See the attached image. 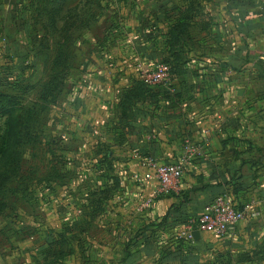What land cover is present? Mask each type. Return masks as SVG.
Listing matches in <instances>:
<instances>
[{
  "label": "rangeland",
  "instance_id": "obj_1",
  "mask_svg": "<svg viewBox=\"0 0 264 264\" xmlns=\"http://www.w3.org/2000/svg\"><path fill=\"white\" fill-rule=\"evenodd\" d=\"M13 1L0 0V90L19 98L28 132L26 143L17 148L10 161L2 157L4 150L0 148V169L9 178V208L0 215V264H44L50 260L44 257L53 238L63 243L62 264H120L123 244L141 228L138 219L144 209L138 199H129L126 194L127 183L134 184V179L122 172L128 166L125 163L134 158L125 162L123 159L125 124L120 122L118 104L124 88L134 78L147 82L160 67H170L164 62L168 52H163L159 31L165 15L160 6H177L187 16L190 26L185 50H191L184 57L188 61L185 67L201 63L197 65V78L209 77L208 71L199 67L210 60L209 53L217 54L216 60L232 59L238 64L250 57L242 52L231 58L235 38H231L224 25L219 35L222 42L216 41L210 47L217 39L212 38L217 34L213 17L219 12V5L221 10L223 1L69 0L65 9L76 6L72 12L76 14L67 20L71 26H64L63 12L55 16L56 28L50 25V16L45 13L35 19L34 0H23L18 15L15 9V13L11 12ZM227 2L236 3L238 23L230 22V26L240 32L241 39L237 40L243 46L253 44L245 19L251 16L250 7L256 4L255 27L258 32L264 30V5L258 6L264 0ZM140 13L148 26L140 19ZM124 15L131 18L127 25ZM203 31L207 33L205 38ZM262 38L264 33L255 36V41L261 44ZM251 58H257V63L264 66V54H252ZM240 74L249 75L245 69ZM251 76L256 86L253 108L257 111L260 133H249L240 142L239 137H231L230 150L251 160L250 164H257L253 174L260 183L264 179V71L260 69ZM249 105L244 103L246 108ZM1 136H6L2 117ZM105 150L115 154V174L120 180L115 187L108 174L104 175L108 168L102 163ZM110 160L107 158V163ZM101 190L108 192L102 194ZM86 198L103 209L91 224L86 223L90 216L85 223L80 222L84 219L81 207ZM249 204L259 215L239 222L236 229L224 236L206 238L200 247L184 253L194 257L192 262L216 259L226 263L228 259L220 255L226 256L223 247L231 243L236 252L231 264H264V256H254L250 261L245 257V251L249 255L255 253L256 239H264V205L260 211L256 203L246 200L243 206ZM242 227L250 231L249 240L239 235ZM86 228L88 231L84 232ZM185 228L173 233L176 245L192 246L190 240L182 238ZM172 232L160 235L163 241L158 258L169 251ZM234 232L238 235L233 239ZM86 234L89 237L82 243Z\"/></svg>",
  "mask_w": 264,
  "mask_h": 264
},
{
  "label": "crops",
  "instance_id": "obj_2",
  "mask_svg": "<svg viewBox=\"0 0 264 264\" xmlns=\"http://www.w3.org/2000/svg\"><path fill=\"white\" fill-rule=\"evenodd\" d=\"M22 1L15 0L10 4L12 13L16 12L18 15L16 7L20 6ZM218 1L221 3L223 1V4L221 10L219 5V12L215 14V18L213 17L217 34L212 35V38L217 37V39H213L210 47L216 41L222 42L219 35L221 25H224L231 32V38H235L233 41L235 52L231 58L237 54L241 55L242 52L250 58L238 64L231 61L232 59L229 61L216 60L217 54L209 53L210 56L207 57L210 60L199 66L208 71L209 77L206 79L197 78V65L201 63L195 62L191 66H181L185 72L188 69L187 72L191 76L184 72L173 80L172 91L175 97L170 101H160L159 104L157 100L156 105L147 101L145 105L148 109L144 107L146 110H141L136 120L125 124L123 135L126 137V151L123 159L125 162L134 158L125 163L128 165L125 170L128 171L122 172L124 176L129 173V176L134 179V184L127 183L129 188H126V194L129 199L134 197L138 199L141 202V209H144L141 218L138 219L140 223L138 225H141V228L134 232L127 244H123L124 250H131L130 252L133 253L129 259L132 264H148V261L151 264H182L185 260L186 264L207 263L210 260L200 262L201 259H197L192 262L194 257H189L184 251L197 249L206 238L216 236L201 233L200 238L194 239V242L191 241L192 246H184L180 243L176 245L177 241L173 233L177 232L180 227L192 226L200 217L204 205L220 195H229L241 206L249 200L251 203H256L260 211L264 205V179L257 183L253 174L257 170V164H250L251 160L243 158L235 150H230L231 137H239L240 142L245 141L249 133L255 136L260 133L256 125L257 111L253 108V98L255 99L256 96L253 89L256 91V86L251 75L260 69L264 71V66L257 63V58L251 57L252 54H264V39H261V44L255 41V36L262 35L264 30L258 32L255 27L258 24V12L253 14L258 8L255 4L254 7H250L251 16L245 19L249 23L246 32L254 43L241 45L237 40L241 39L238 35L240 32L230 26V22L238 23L236 3L228 4L227 0ZM261 5L264 4L260 3L258 6L261 7ZM205 35H207L206 32L204 38ZM205 42L207 43V39L204 40ZM243 69L248 71L249 75L245 77L242 74L238 75ZM246 102L250 103L248 108L244 106ZM186 142L199 145L204 155L194 158L188 164L180 184L170 193L156 192L158 183L155 179L143 182L135 180L133 175H143L150 159L161 162L179 161L181 158L179 154L182 156ZM118 160H120L119 157ZM113 161L115 168L117 164L115 156H113ZM120 177L123 179L121 175ZM125 178L129 182L130 179ZM237 224L230 227L229 231L236 229ZM170 230L173 231L170 233L173 239L168 252L172 254L166 256L167 252L158 258L159 245L163 241L160 235L164 232L169 233ZM248 233L250 231L242 227L239 235L249 240ZM237 235L238 233L234 232L231 238L234 239ZM253 239L255 241L256 238ZM259 245H264L263 237L256 239L254 250ZM223 249L226 252V256L220 255L223 258H227V253L235 252L231 243L229 246L225 244ZM174 256L176 259L173 258Z\"/></svg>",
  "mask_w": 264,
  "mask_h": 264
},
{
  "label": "trees",
  "instance_id": "obj_3",
  "mask_svg": "<svg viewBox=\"0 0 264 264\" xmlns=\"http://www.w3.org/2000/svg\"><path fill=\"white\" fill-rule=\"evenodd\" d=\"M69 0H34L35 5V11L37 13L36 17H42L43 14H47L50 16V25L54 28H56L57 20L55 18L56 14H60L65 12L66 20L64 21V26H71L69 24L71 16L75 15L76 13H72L74 9L76 8H68L65 9L67 6V3ZM31 5V3H30ZM21 5L16 7V10L20 9ZM153 8H156L157 5H152ZM160 8L164 9V17L163 20V28H161L160 35L162 38V48L163 52H168V57H165L164 59L168 65H170V79L171 82L169 85L165 84H156L151 85L144 80H140L138 78L133 79V83L130 86H127L124 88V91L120 97L118 109L120 112V122L124 124H128L134 120L138 116H140L139 112L144 109V111L147 108L145 103L148 101V103H152L156 105L160 103V101H170L175 97V93L172 91L174 88L173 80L175 78H178L182 73L185 72V70L181 69V66L186 65V60H184L185 55L191 50H185L186 45V36L189 32V22L187 16L184 15V12L180 9L177 10V6H170L169 8L165 5H161ZM65 10V11H64ZM20 12H23L22 10ZM140 19L143 20L144 23L147 24V19L145 16H141V13L139 14ZM138 16V17H139ZM123 20L126 21L124 25H127L128 22L131 20L129 16L124 15ZM154 37L153 39H155ZM156 42V41H155ZM146 109H145V108ZM158 107V105L156 106ZM21 101L16 95L9 94L7 92L0 90V117L4 119L5 126H6V136L0 137V148L4 150V154L2 157L6 158L7 160H11L14 158V154L17 150V148L21 145H24L26 143V134L28 132V128L26 127L27 122L26 118L21 113ZM114 152L110 150H105L103 161L102 163L108 166L106 168L104 174L113 182L114 187L120 184L119 177L115 174V168H114V162L111 158H113ZM105 157V158H104ZM107 158L109 163H107ZM9 178L7 175H5L2 170L0 169V215H2L8 208H9V186H8ZM102 194H106L108 190H101L99 191ZM92 196V194H90ZM87 199V204L84 203L81 207V213L84 217L83 220L80 222L85 223L86 217L90 216L91 220H88L86 223L91 224L93 220L100 214V212L103 211L102 208L99 206L96 207V203L94 200ZM99 200V199H98ZM102 201V200H100ZM211 202V201H210ZM208 202V203H210ZM206 203V204H208ZM205 204V205H206ZM204 205V206H205ZM204 208V207H203ZM100 211V212H99ZM105 213V212H104ZM193 227L196 228V224H193ZM84 230V232H87ZM87 237H89L88 234H86L84 239H81L82 243L86 242ZM195 240H193L194 242ZM89 243V242H88ZM56 244V245H54ZM63 243L59 241L58 239L53 238V240L49 243L46 256L44 258L49 259L48 262L44 264H62L63 262ZM181 248V246H180ZM61 251H57V250ZM87 249V248H86ZM131 250L123 249L124 256L120 260V264H132L129 262L130 257L133 256V253L130 252ZM246 254H248L247 259L253 260L254 256H264V245H259L256 247V251L254 254L249 255L250 252L245 251ZM172 252H168L166 256H170ZM180 254V253H177ZM236 252H229L227 253V262L221 263L219 260H213L208 261L204 264H231L232 258ZM165 256V257H166ZM180 256V255H179ZM177 256V258H179ZM174 256L173 258H175ZM134 263V262H133ZM136 264V263H135ZM182 264H186V260L182 262Z\"/></svg>",
  "mask_w": 264,
  "mask_h": 264
},
{
  "label": "built area",
  "instance_id": "obj_4",
  "mask_svg": "<svg viewBox=\"0 0 264 264\" xmlns=\"http://www.w3.org/2000/svg\"><path fill=\"white\" fill-rule=\"evenodd\" d=\"M151 85L165 84L169 85L170 67L165 65L159 68L154 76L147 80ZM199 145L186 142L183 146V153L177 162H161L156 159L148 160L147 170L141 176L133 175L135 180L140 182L153 180L157 181L156 192L160 194H168L174 190L181 182L185 166L198 157L203 156ZM252 204L241 206L229 195H220L212 202L206 204L198 220L194 222L196 228L192 226L186 227L182 231V238L193 241L195 239L193 231L199 230L204 235H212L216 237L224 236L235 224L246 220L250 217H256L259 212L251 209Z\"/></svg>",
  "mask_w": 264,
  "mask_h": 264
},
{
  "label": "water",
  "instance_id": "obj_5",
  "mask_svg": "<svg viewBox=\"0 0 264 264\" xmlns=\"http://www.w3.org/2000/svg\"><path fill=\"white\" fill-rule=\"evenodd\" d=\"M193 234H194L195 239L200 238L201 233H200L199 230H194V231H193Z\"/></svg>",
  "mask_w": 264,
  "mask_h": 264
}]
</instances>
